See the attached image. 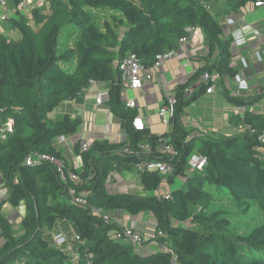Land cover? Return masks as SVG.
<instances>
[{
	"label": "trees",
	"instance_id": "obj_1",
	"mask_svg": "<svg viewBox=\"0 0 264 264\" xmlns=\"http://www.w3.org/2000/svg\"><path fill=\"white\" fill-rule=\"evenodd\" d=\"M16 9L23 0H5ZM264 0H45L27 17L11 18L20 38L0 34V173L7 193L0 199V264H264V223L250 233L227 235L232 213L219 208L218 201L230 199L242 212L253 203L264 212V112L254 107L264 101L262 90L251 97L234 96L225 80L236 79L240 72L233 66L232 38H224L227 16L238 15ZM89 9L115 10L114 26L128 28L121 34L109 22L100 29ZM74 24L79 33L72 46L60 49L61 32ZM200 28L209 50L208 57H194L201 66L179 86L176 94L172 131L163 135L151 130H135L137 108L126 107L120 64L136 55L150 68L160 54L177 52L189 29ZM213 54H217L213 58ZM65 64V65H64ZM221 75L224 97L235 107H245L243 115L232 114L229 123L252 131L233 136L208 135L190 138L182 116L209 89L201 82L206 73ZM91 81L110 83L107 106L121 121L126 134L123 142L108 139L89 141L81 151V140L73 153L83 167L75 169L56 148L54 141L74 136L83 120L66 114L59 122L49 119L59 106L74 102L89 88ZM190 97L186 90L198 84ZM12 123V131L7 125ZM5 136V138H4ZM201 145L197 149V141ZM165 145L176 151L164 153ZM147 147V149H145ZM208 158L203 172H188L194 153ZM35 154L55 156L65 162L66 172L78 175L74 184L85 195L86 204L72 201L70 185L49 162L27 165ZM167 162L173 175L164 179L151 171H139L144 163ZM136 170L139 189L110 193L108 179L113 173ZM185 176L182 188L171 191L169 199L157 195L164 182ZM225 190L227 193L225 194ZM226 196H225V195ZM5 203L14 209L25 207L17 234L3 214ZM101 208L110 217L106 222L93 214ZM129 216L152 214L157 226L149 240L160 250L144 253L134 244L111 237L122 226L113 218L116 212ZM70 226L75 227L73 235ZM65 233L76 247L72 256L65 247H56L53 237ZM70 233V234H69ZM78 237V240L76 237ZM145 241V244L149 243Z\"/></svg>",
	"mask_w": 264,
	"mask_h": 264
},
{
	"label": "crops",
	"instance_id": "obj_2",
	"mask_svg": "<svg viewBox=\"0 0 264 264\" xmlns=\"http://www.w3.org/2000/svg\"><path fill=\"white\" fill-rule=\"evenodd\" d=\"M225 18L226 19L223 23L224 38L233 39V66L240 72L238 77H240L242 73H244L245 77H248L249 74L252 73L251 75H255V78L250 81L252 82L251 84L260 83L263 85L264 78L257 79V75L251 72L252 69L257 70V64H252L248 59L256 48H259L264 44V7L249 6L238 15H231ZM189 31L191 34L190 41L184 46H181L179 50L180 56L169 60L160 69L158 77H156L152 83L148 84L141 90L131 93L136 98V108L139 111V116L145 120L147 129L157 135H163L158 134L161 133L162 130L160 132H155L158 127L156 124L159 122V111L161 107L166 103L168 97L176 96L178 87L185 85L188 79L201 66V64L193 58H205L209 55V50L206 47L205 37L202 30L200 28H195L189 29ZM216 56L217 54H213V58H216ZM243 60H246L245 64H242ZM243 67H245V71H243ZM236 80L233 79L234 82H236ZM225 81L224 82L227 86H230V83L231 85L234 84V82H229L228 79ZM198 85L199 83L187 89L185 91L186 97H190ZM109 87V82H106L105 84L100 83L98 86H92L86 93L84 92L81 94L74 102L62 104L49 115V119L53 122L61 121L66 114H70L83 120L82 128L76 135L60 137L54 141L56 148L62 152L64 158L69 164L77 170L82 169L83 161L81 157L75 156L73 149H71L73 148V143L76 142V139L81 138L90 141L93 139L104 138L111 142H123L127 138L125 132L121 129L120 121L110 113L108 106L105 105L103 108L95 106L94 99L96 93L103 89L109 90ZM234 108L235 106L226 101L224 97V88L221 87L215 94H204L196 103L187 108L182 116V122L185 128L192 133L190 138H199L201 136L206 137L208 135H237V128L232 127L229 123L230 116L235 114ZM99 110L106 111L104 112V114H106L104 119H101L100 117L102 116L100 115H98V117L96 116ZM254 111L258 112L255 109ZM171 131L172 125L168 126L165 133ZM114 178L113 182L119 189L123 186V183ZM136 178L130 183H135ZM1 179L2 174L0 173V180ZM137 182L134 184V191L139 189V182ZM131 187L133 188V186ZM122 190L123 189H121L120 192ZM124 190H126L124 192L129 191L127 189ZM165 194L166 192L161 189L157 193V195L162 196ZM20 209L25 210V207H20ZM3 210V212L9 211L8 215H11L7 217L11 222L13 215L18 218L20 217V215L16 213L17 209L14 211V208L11 205L8 207L6 206ZM112 216L120 226L137 229L144 235V237H146L147 241L153 237L155 229L150 226V224L153 223V220L148 213L133 217L119 211ZM70 230L74 235L76 231L75 227L70 226ZM72 246L73 251L76 253V247L74 245ZM157 250H160V246L155 242L149 241V243L142 247L144 253ZM16 264H24V259H20Z\"/></svg>",
	"mask_w": 264,
	"mask_h": 264
},
{
	"label": "built area",
	"instance_id": "obj_3",
	"mask_svg": "<svg viewBox=\"0 0 264 264\" xmlns=\"http://www.w3.org/2000/svg\"><path fill=\"white\" fill-rule=\"evenodd\" d=\"M45 3V0H23L20 5L16 9H10L5 0H0V34L8 35L5 24L11 18H29L32 10L38 6H41ZM256 7H264L263 3H257ZM189 31V30H188ZM190 33V31H189ZM191 35V34H190ZM190 41V36L188 38H184L181 40V46H184ZM179 51L160 54L156 57V61L152 67L146 68L136 55H129L126 57L122 63L120 64V70L123 77V96L124 93L127 96L125 100V104L127 108L134 109L136 108V98L131 94L137 90L143 89L148 84L152 83L156 77H158V73L160 69L171 59L179 57ZM201 82H205L209 84V89L207 90V94H215L221 86V75L218 72L206 73ZM100 83L97 81H91L90 87L98 86ZM86 89L84 92L86 93L88 90ZM109 90L103 89L99 90L95 96V106L103 108L105 105L107 106V102L109 99ZM177 103L176 96L168 97L166 103L161 107L159 111V115L164 124L167 126L171 125V120L174 117L175 105ZM109 110V109H108ZM106 112L104 110H99ZM234 113L243 115L246 113L245 107H235ZM135 130L144 131L147 129V124L145 120L138 116L133 123ZM7 130L12 131V123L10 122L7 125ZM237 130L240 133H244L247 131H252L253 129L247 125H241ZM5 138V136H4ZM260 141L264 143V134L260 137ZM89 141L86 139H81V151L85 152L88 150ZM147 149V147L145 148ZM164 153L175 156L176 151L173 146L165 145ZM42 162H49L54 165L59 172L61 179L70 185L69 195L77 204L84 205L86 204L85 195L82 193H78L74 184H76L79 180L78 175L74 172H66L65 162L55 156L46 155V154H35L32 157L28 158L27 165H34ZM208 158L200 153H194L188 162V172H203L208 166ZM139 171H151L160 174L164 179L173 175L174 168L171 164L167 162H156V163H144L137 167ZM7 193L4 186L0 183V199H2V193ZM167 199H169V194L166 192L164 195ZM93 214L100 216L106 222H110V217L106 214L101 208H94L92 210ZM76 239L78 240L77 236ZM111 237L116 240H123L127 243H131L139 247L140 249L143 247V243L147 241L146 237L139 232L137 229L132 227H122L118 231H113L111 233ZM54 245L56 247H65L67 246V250L72 256H76V253L73 251V246L71 239L68 238L65 233L55 234L53 237Z\"/></svg>",
	"mask_w": 264,
	"mask_h": 264
},
{
	"label": "rangeland",
	"instance_id": "obj_4",
	"mask_svg": "<svg viewBox=\"0 0 264 264\" xmlns=\"http://www.w3.org/2000/svg\"><path fill=\"white\" fill-rule=\"evenodd\" d=\"M89 11L91 12V14L94 16V21L95 24L100 28V29H104L105 28V22H109L113 28H115L117 30L118 33H123L125 31V29L128 28V24L125 23V25L123 27H116L114 26V16L117 17H123L121 15V13L119 11H115V10H102V9H89ZM32 14L30 13L29 15V19L32 20ZM226 18L222 19L221 22L224 23ZM7 33L10 35L11 39L17 40L20 38L18 32L14 31V29L12 27H5ZM79 33V29L74 25L71 24L69 26H67L66 28H64L61 32V37H60V49L63 50L65 48H68L70 46H72V39L75 37L76 34ZM249 62H251L252 64L255 63L257 70L252 69L251 72H253L254 74L257 75V79H261L262 77L264 78V44L262 46H260L259 48H256L253 51V54L250 55V58L248 59ZM246 60L242 61V64H245ZM65 65V64H64ZM242 68V67H240ZM245 67H243V71H245ZM242 71V72H243ZM252 73L249 74L248 77H245L244 73H242V75L240 77H238V79L236 80V82H234L233 80H228L229 82H234V84L230 86L226 85V81L223 82V85L225 86L226 89H228L234 96H240V97H251L257 93H259L264 84H251L252 82H250L252 79L255 78V75H251ZM262 82V81H261ZM105 84V83H102ZM123 98L126 100L127 96L124 93ZM255 110H257L258 112H263L264 110V101L260 102L259 104H257L254 107ZM98 113V114H97ZM96 114V116L98 117V115L102 116L100 117L101 119H104V116L106 114H104L103 111H98ZM119 120V119H118ZM120 121V120H119ZM121 123V121H120ZM161 124V125H160ZM157 129L155 132H160L158 134H164L167 131L168 126L166 124L163 123L160 115H159V122L156 124ZM122 129V128H121ZM240 133L237 130V134ZM114 136V135H113ZM80 139H76V142H78ZM75 142V143H76ZM73 143V144H75ZM201 145V141H197V149L199 148V146ZM74 146V145H73ZM71 148V147H70ZM73 149V148H71ZM135 176V177H134ZM115 177V178H114ZM138 174L137 171L134 170H130V171H125V172H116L113 173L110 178L108 179V191L110 193H119L121 189H123L121 192H124L127 190H135L134 187L136 184V182L138 181ZM113 178L114 179H118V181L123 183V186H121L118 189V186L116 184H114L113 182ZM135 179V183H130L133 182ZM186 181V177L185 176H180L174 179L173 183H167L164 182V184L162 185L161 190H163L164 192H169L171 193V191L182 188V186L184 185ZM0 183L2 184V179L0 180ZM138 183V182H137ZM133 186V188L131 187ZM131 188V189H130ZM227 193V191L225 190V194ZM224 194V195H225ZM5 193H2V199L5 198ZM226 196V195H225ZM1 199V200H2ZM8 207L9 204L5 203V205L3 206V209L5 207ZM21 208H24V206H22ZM221 209V208H225L227 210H229L232 213V226L230 228V231L228 232L227 235L233 234L235 232L238 233H250L254 228L262 225L264 223V212H259V208L255 205V203H253V206L251 208L250 212H242L240 211L236 204L231 201L230 199L218 201L217 203H215L212 207V210H217V209ZM26 210V209H25ZM25 210L22 209H17L16 213L20 215V217L18 218L17 216L13 215L12 217V222L14 225V230L15 232L18 234L20 232V222L21 219L24 217L25 215ZM4 211V210H3ZM15 211V209H14ZM9 211L3 212L4 216H10L11 214L8 215ZM149 215H151V219L153 220V223L150 224L151 227H155L157 226V221L155 219V217L148 213ZM128 217V216H127ZM136 221V220H135ZM144 222V220H143ZM156 223V224H155ZM147 224V223H146ZM145 225V224H144ZM146 226V225H145ZM146 228V227H145ZM70 234V233H69ZM68 236V235H67ZM5 240L0 237V247L4 244Z\"/></svg>",
	"mask_w": 264,
	"mask_h": 264
}]
</instances>
